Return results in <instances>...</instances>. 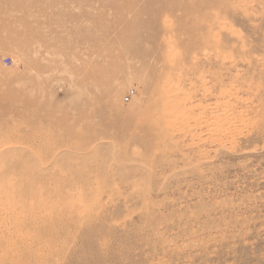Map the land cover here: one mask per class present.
I'll return each mask as SVG.
<instances>
[{
    "label": "rangeland",
    "instance_id": "1",
    "mask_svg": "<svg viewBox=\"0 0 264 264\" xmlns=\"http://www.w3.org/2000/svg\"><path fill=\"white\" fill-rule=\"evenodd\" d=\"M0 264H264V0H0Z\"/></svg>",
    "mask_w": 264,
    "mask_h": 264
},
{
    "label": "built area",
    "instance_id": "2",
    "mask_svg": "<svg viewBox=\"0 0 264 264\" xmlns=\"http://www.w3.org/2000/svg\"><path fill=\"white\" fill-rule=\"evenodd\" d=\"M127 100V99H126Z\"/></svg>",
    "mask_w": 264,
    "mask_h": 264
}]
</instances>
